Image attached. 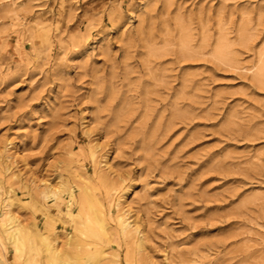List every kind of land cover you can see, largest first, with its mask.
<instances>
[{
    "label": "rangeland",
    "instance_id": "1",
    "mask_svg": "<svg viewBox=\"0 0 264 264\" xmlns=\"http://www.w3.org/2000/svg\"><path fill=\"white\" fill-rule=\"evenodd\" d=\"M262 11L0 0V264H264Z\"/></svg>",
    "mask_w": 264,
    "mask_h": 264
},
{
    "label": "bare ground",
    "instance_id": "2",
    "mask_svg": "<svg viewBox=\"0 0 264 264\" xmlns=\"http://www.w3.org/2000/svg\"><path fill=\"white\" fill-rule=\"evenodd\" d=\"M186 43V41L184 42ZM183 45V44H182ZM224 45V43H223ZM223 45H218L215 49V55L217 58L222 59L223 57H225V47ZM183 46H186L185 44ZM227 50V48H226ZM228 53V51H226ZM228 55V54H227ZM228 58H230L229 56H227ZM226 57V58H227ZM262 57V56H261ZM224 59V58H223ZM261 62V61H260ZM259 65V64H258ZM264 75V63H262V65L259 68V72H258V76H259V82L264 84V80L263 78L261 79V77H263ZM13 227V226H12ZM11 227V228H12ZM127 227V224L124 225V227L122 228L123 230H125V228ZM19 230L17 228H13L11 232L8 233V239L10 241L11 244H13L15 247H19L22 246V242H20V236H19ZM33 241V240H32ZM1 242V241H0ZM39 250L36 247V245L30 244L29 245V252L30 253H37ZM44 251L46 253V260L50 261V260H56L58 258L57 253L55 252V250L53 248H49V246H46V248H44ZM31 255V254H30ZM74 264H80V263H75Z\"/></svg>",
    "mask_w": 264,
    "mask_h": 264
},
{
    "label": "snow or ice",
    "instance_id": "3",
    "mask_svg": "<svg viewBox=\"0 0 264 264\" xmlns=\"http://www.w3.org/2000/svg\"><path fill=\"white\" fill-rule=\"evenodd\" d=\"M261 19L264 20V11L261 13Z\"/></svg>",
    "mask_w": 264,
    "mask_h": 264
}]
</instances>
